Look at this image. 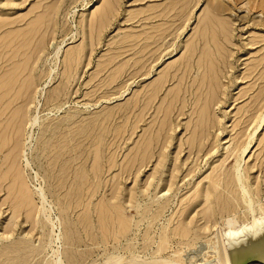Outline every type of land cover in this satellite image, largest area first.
Returning a JSON list of instances; mask_svg holds the SVG:
<instances>
[{
	"label": "rangeland",
	"instance_id": "obj_1",
	"mask_svg": "<svg viewBox=\"0 0 264 264\" xmlns=\"http://www.w3.org/2000/svg\"><path fill=\"white\" fill-rule=\"evenodd\" d=\"M107 1L0 0V23L3 24L0 27V46L5 45L12 35H21L12 44L13 51H18V56L10 61L3 59L2 65L8 69L13 66L12 63L22 64L27 56H31L28 66L34 69L32 80H36L37 90L29 105L28 118L37 117L38 124L33 128L26 126L22 140L26 139L24 142L30 145L27 152L29 161L39 174L37 182L32 171L24 170L22 173L31 195L32 204L28 207L17 200L14 191L8 190V180L1 184L0 264H52L55 249L61 253L64 264H104L115 248H118V255L126 257L124 249L128 244L135 246L134 257L150 260V256L143 257L141 252L146 229L152 225L151 232L155 235V246L152 247L154 250L161 229L168 226L171 218L174 220L169 227L176 226L181 211L185 215V222L190 223L193 235L203 232L196 246L182 251L185 257L206 247L208 240L222 230L221 214L218 211L216 218L219 226L211 225L212 223L206 225L201 215L204 204L188 207V200L197 195L198 188L205 189L208 183L205 178L213 174V167L221 164L225 150L235 143L233 138L242 133L241 130L248 124L242 123L248 119V113L257 111L252 105L249 107L248 103L258 94L264 81H258V86L249 90V83L255 79L242 81L240 78L247 72L254 55L259 54L257 51L263 45L260 43L250 46L248 41L256 34L264 35V28L252 26L251 21L244 22L235 15L217 16L220 20H228L231 39L227 46L226 67L220 78L224 89L220 98L223 100L215 106L217 114L221 115L223 131H217V136H211L207 142L208 146L214 148L213 151L208 155H203L207 151L200 154L195 151L189 153L191 129H185V125L190 120L194 106L193 96L189 91L181 92L172 116L171 113L168 115L172 130H167L169 125L163 128L156 126V131L158 129L161 135L155 142L150 162L140 170L141 165L136 163L129 175L128 163L132 153H140L137 147L144 141L142 138H148L146 132L150 123L155 119L162 120L159 108L167 106L180 78L183 77L181 86L184 89L191 84V80H199L201 77V71L195 67L200 56L199 50L191 60V66H194L191 71L187 69L188 72H184V64L188 62V44L207 25L208 5L211 6L215 0H190L187 9L178 11L176 6L167 14L165 21L156 16L163 5L158 6L155 12L149 11L150 5L179 0H110L114 7L102 15ZM140 9L144 13L134 17ZM239 13L241 16L244 14L242 11ZM41 17L44 18V24L38 33L22 36ZM146 17L150 19H145ZM164 26L169 28L159 38L162 31L157 29ZM206 31L210 38V29ZM147 43L150 44L147 54H136ZM39 44L44 48L37 54L35 51ZM6 49L3 51L6 52ZM3 51L1 48L0 54ZM4 71L0 70V76ZM168 71L170 75L161 91L147 105L150 91ZM28 77L29 75L24 76ZM5 78L4 76L3 79ZM16 92L17 88L15 95ZM244 93L246 95H242ZM183 96L187 101L184 114L181 113ZM8 97L11 98L10 95ZM263 108L264 105L259 108V113ZM250 124L253 125L248 126L246 133L254 129L255 123ZM155 129L152 132L154 139L157 138ZM261 132L258 134L259 143L246 158V164L248 167L259 164L250 172L252 176H260L254 185L258 187L254 199L260 201L264 209V170H261V167L264 168V151L261 146L264 127ZM27 135L31 139H27ZM181 149L183 151L178 155ZM159 153H162L160 159ZM4 154L5 152L0 154V164ZM96 155L99 161L94 159ZM19 164L21 166L22 161ZM233 164L232 156L223 163V168L228 169ZM96 166L99 168L97 176L93 173ZM116 173H120V176ZM170 181L171 188L168 187ZM38 186L49 199L46 212L41 205ZM113 192L115 198L112 199ZM165 199L169 200V204L158 217L160 205ZM212 200L215 203L214 209L217 210L218 203L214 196ZM103 201L118 205L123 218L132 219V223L143 221L139 227H132L133 232L113 240V231L108 232L107 223L98 218V214L103 215L106 208ZM34 204L36 205L32 208ZM244 207L241 204L237 209V217L241 221ZM47 215L53 221L55 219V224H59L53 227ZM155 216L158 218L153 221ZM58 228L62 229L57 231ZM57 236H60L59 241H56ZM175 247L177 248L176 244ZM202 250L205 253L201 251L193 261L209 263L211 251L206 254L207 249Z\"/></svg>",
	"mask_w": 264,
	"mask_h": 264
},
{
	"label": "bare ground",
	"instance_id": "obj_2",
	"mask_svg": "<svg viewBox=\"0 0 264 264\" xmlns=\"http://www.w3.org/2000/svg\"><path fill=\"white\" fill-rule=\"evenodd\" d=\"M189 2L190 0H179L173 3H171V1L169 3H164V2L156 3L155 2V4L152 3V5H150L149 11L155 12L156 11L155 9L158 6L163 5L162 9L160 10V13L156 16L162 17V20L165 21L167 14L171 12L174 8H176V6H177L178 11L179 10L183 11L188 8ZM111 7H114L113 2L108 0L105 8H103L102 15L107 13L108 10H111L112 9ZM51 8L53 9L54 7H51ZM139 11L140 12H137V14L134 17L144 13V10L142 9H140ZM240 11L244 13L242 16L239 13ZM225 14L235 15L237 19L242 20L244 22L251 21L252 26L264 28V0H227V1L215 0V2L211 6L208 5L207 25H205L204 29L202 30V33L204 31L205 32L203 34L202 33L199 34V36H195L191 40V42L188 44V54H189L187 58L188 62L186 61V64H184L186 66L184 68V72H188L187 69L191 71L194 68V66H191V60L193 59V57L197 54V51L199 50L200 56L198 58V61L196 62L195 67L201 71V77L199 78V80H196L195 78L191 80L192 81L191 84L185 87L184 89H182V86H181L183 77L180 78L179 85L174 90L172 96H170L167 106L165 108H162V107L159 108L158 112L163 115L162 120L159 119L160 121H157V119H155L150 123L148 130L146 132L148 138H145V137L142 138L144 141L141 142L139 146L137 147V150H140V153L138 151H135V153H132L133 156L131 159H129L130 161L128 160L129 161L128 169L130 170L129 175L133 167L136 165V163H139V165H141L139 168L140 170L142 169V167L147 166V164L150 162L149 160L153 156V151H155L154 150L156 146L155 142H157V139L161 135L158 129L156 131L155 129L157 128L156 126L158 125V127L163 128L166 125H169V128H167V130H172L171 121L168 115L169 113H171V116H172L174 107L176 106L175 103L178 102L181 98V95H180L181 92L186 93L189 91L192 93L190 94L193 96L194 106L191 111L190 120L185 125V129H191L190 134L192 138L189 137L190 140H188L189 153L192 154L194 153L193 151H195L196 154H200L202 151L203 152L207 151V152H204L203 155H208L210 151H213L214 148L212 146H208L207 142L210 140L211 136H217L216 135L217 131H220V132L223 131V126L221 123V115L217 114L215 110V106H218V104L221 103V101L223 100V99L221 100L220 98V95L224 94L223 84L221 83L220 78L226 67L225 64H226V59L228 57L227 46L231 39V34H230L231 27L229 26L228 20L226 19L220 20L217 17L219 15H225ZM255 14H260L261 16L256 17ZM145 19H150V18L146 17ZM43 24H44V18L41 17L34 24L32 23L31 27L27 30V32H23L22 36H24L27 33H31L33 35L37 34L40 27H42ZM165 24H167V21L165 22ZM2 25L3 24L0 23V27ZM168 28H169L168 26H164V28L157 29V30L162 31V33L158 37L162 38V36L165 34ZM206 29H210V33H211L210 38H208L206 34L207 33ZM20 36L21 35H19V33H16L12 35V37H10L9 41L6 42L5 45L0 46V49L2 48V51L4 50V48H7L6 52L3 51V53L0 54V62H1L0 70H5L3 74L0 76V154L5 152L3 162L2 164H0V188H1L2 182L8 180L9 182L8 190L14 191L15 197L17 198V200H19V202H21L22 204L25 203V206L28 207L29 204H32L30 203L31 195L28 189L29 185L27 183V180L26 178H24V175L22 173L24 170L32 171L34 174L33 176L34 180L37 182H38L39 174L35 172L31 166V163L29 161V157L27 154L28 150H30L29 149L30 145L27 142L26 143L24 142L26 141V139L24 141L22 140V136H23V132L26 126L29 125L30 128H33L35 124L37 123V117L33 119L28 118L29 105L32 103V97L37 90L36 89L37 83H36V80H32L33 75H34V71H33L34 69L33 68L30 69L28 66V63L31 62L30 61L31 56H27L22 64L12 63L13 66H11L8 69H6L7 67L4 68L2 65L3 59H5L4 61H10V60H14L18 56V51L16 50L13 51L12 44L14 40ZM32 38H34V36H32ZM29 43L30 42H28V45ZM201 43H202V47H200ZM260 43H262L263 45L257 51V53L259 54L254 55V59L249 64V67L247 68V72L244 74L243 77L240 78L242 81L251 80V78L255 79L249 83V90H252L255 88V86H258L257 84L258 81H264V35L256 34L252 36L250 40L248 41V44L250 46H255ZM149 46L150 44L147 43L143 48L139 49L136 52V54L139 53L140 55H142L146 53ZM43 48L44 46H41V44H39L35 52L39 54L43 50ZM58 53L59 52H57L56 55H58ZM26 75H29V77L24 78V76ZM169 75H170L169 71L163 74L158 84L155 85L153 89L150 91L149 97L147 99V105L153 102L158 92L161 91L162 85L166 81V79L169 77ZM4 76L6 77L5 79H3ZM49 77L50 76H48V78ZM16 88H17V92L15 95ZM191 88H193L195 91L194 90L191 91ZM171 89H173V87H171ZM38 93H39V88H38ZM8 95H10L11 98H9ZM242 95H246V94L244 93ZM15 103L17 105H15ZM186 103L187 101L185 97L183 96L182 110H181L182 114H184L183 109L186 106ZM180 104H181V101H180ZM251 105L254 108H257V111L253 114L248 113L249 114L247 116L248 119L245 120L244 118L245 122H242V123L244 125H246V123L248 124L244 128L242 127L243 128V130H241L242 133L237 134L233 138L235 140V143L232 145L230 149L227 148L225 150L226 152L222 156L221 164L213 167L212 168L213 174L205 178L206 180H208V183L206 184L205 189L201 190L200 188H198L196 191L197 195H195L193 199L188 200V205H187L188 207H190L191 205H195V204H200V205L204 204L201 209V215H202V219L205 220L204 222L206 223V225H208L209 223H212L211 225H214V226L217 225L218 221L216 218V211H218L221 214L222 230L217 232L214 235L213 239L208 240L207 246L202 248V249H207L206 254L208 253L210 254V251H211L212 253L211 261L209 263L207 261H205L204 263H199V262L197 263V261H193V259L196 256L200 255L201 251L205 253L204 250L202 249H200L199 251H194V254H189L186 257L182 253V251L183 250L186 251L188 247H191L194 245L196 246L199 241L200 235L203 232L195 233L193 235L191 233L192 229H191L190 223L185 222V219H184L185 215L181 211V214L179 215L177 219L176 226H174L173 228L169 227V224L172 223L174 220V218H171V220L169 221V224H167L168 226L163 227L161 229L160 234H158L157 236L158 243L156 242L157 245H156V248L154 247L155 248L154 250L152 247L155 244V241H154L155 235L152 234L151 232L152 225L149 226L148 229H146L143 235L142 247L141 246L140 247L142 248L141 252L143 254V257L144 256L146 257V255H148L151 257L150 260L146 258L140 259V258L134 257L135 246L133 244H128L126 248L124 249V253H127L126 257H123L122 255L121 256L118 255V248H115L114 251H112L111 256H109V258L106 260L104 264H229L228 259H227V254H226V245L228 241L231 239H239L240 237H243L245 233L252 232L256 228L264 226V209L262 207L261 202L257 201V199L256 200L254 199V196L257 195L258 193V187H254V185H256L260 176L259 177L258 175L252 176V173L250 172L255 167H258L259 164L258 163L256 165L252 164L249 167L246 164V158L249 157L253 148L256 145H258L259 143L258 134L259 132L263 131V127H264V108L262 112L259 113L260 111L259 108L264 105V85H261L259 87L258 94L253 98V100L250 101V103H248L249 107H251ZM187 117L189 116L187 115ZM235 120H233V122H235ZM253 122L255 123L254 129L251 132L246 133L248 126L251 125L250 123H253ZM153 129H155L156 131V137H157L156 139H154L152 135ZM163 135H165V132ZM231 137L232 136H230V138ZM24 138H26V136ZM27 139H31V136H28ZM261 141H262L261 146L263 148L262 151H264V138H262ZM158 150L160 149L158 148ZM182 151L183 149H181L178 152V155H180ZM161 154L162 153H159V159L161 157ZM261 155L263 157V154ZM232 156L234 157V164L230 168L224 169L223 163H225ZM94 159L99 161L97 155ZM258 159L260 160L261 158L259 157ZM21 161H22V165L19 166L21 164V163L19 164V162ZM95 164L98 165V163H95ZM98 169L99 168H97V166L93 168V173L95 176H97L96 174H97ZM261 170H264V168L262 169L261 167ZM117 175L120 176V173ZM170 180H171V174H170ZM149 187H151V184ZM168 187L171 188V181L168 182ZM38 188H39L38 192L40 193L41 205L43 207L44 212H46V205L49 204L47 200L49 199H47V196L44 190L39 186ZM154 188H155V185H154ZM114 193L115 192H113L111 196L112 199L115 198ZM212 196L215 197V201L216 203H218L217 210L214 209L215 203H214V200H212ZM104 203L106 205V208L103 211V215L98 212L99 213L98 218L100 219V221H103L105 224L107 223L106 230H108V232L113 231L112 233L113 240H118L120 235L124 236L125 233L128 234V232L132 231V227L134 225L136 227H139L140 223L143 221L142 219L140 222L132 223V219L128 220L126 218H123V213L121 209L117 208L118 205L115 206V204H109L103 201V204ZM168 204H169L168 199L163 200V202L160 205L161 208L159 209L157 213L158 217L161 211L164 208H166ZM241 204L245 205L244 209H242V218H241L243 219L242 221L239 220L237 217V209L241 207ZM35 205L36 204L32 205L31 207L34 208ZM35 209H37V206ZM113 209H115V212L113 211ZM157 216L154 217L153 221L157 220L158 218ZM47 219L52 223L53 227H55L57 223L59 224V222L55 224V219L53 221L50 216H48ZM93 219L95 220V218ZM108 224H110V226ZM61 229L58 228L56 230L58 231ZM59 240H60V236H57L56 241H59ZM175 244L177 246V248L175 247L176 249L174 248ZM151 249H152V252H150ZM53 255L55 256L54 257L55 259L52 264H64L62 257H61V253H59L58 250L55 249V251H53ZM255 264H259V263H255Z\"/></svg>",
	"mask_w": 264,
	"mask_h": 264
},
{
	"label": "water",
	"instance_id": "obj_3",
	"mask_svg": "<svg viewBox=\"0 0 264 264\" xmlns=\"http://www.w3.org/2000/svg\"><path fill=\"white\" fill-rule=\"evenodd\" d=\"M226 254L229 264H264V226L229 240Z\"/></svg>",
	"mask_w": 264,
	"mask_h": 264
}]
</instances>
